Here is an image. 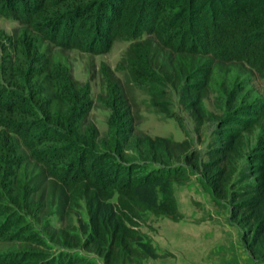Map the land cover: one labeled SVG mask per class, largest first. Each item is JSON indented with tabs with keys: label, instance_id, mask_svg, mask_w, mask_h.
Instances as JSON below:
<instances>
[{
	"label": "trees",
	"instance_id": "16d2710c",
	"mask_svg": "<svg viewBox=\"0 0 264 264\" xmlns=\"http://www.w3.org/2000/svg\"><path fill=\"white\" fill-rule=\"evenodd\" d=\"M0 15L17 23L0 27V264L158 257L138 219H181L174 183L191 176L264 258V0H0ZM116 39L128 44L115 69L150 110L185 128L175 99L195 130L214 124L204 151L137 130L103 61L100 133L69 51L99 53Z\"/></svg>",
	"mask_w": 264,
	"mask_h": 264
},
{
	"label": "rangeland",
	"instance_id": "374dc122",
	"mask_svg": "<svg viewBox=\"0 0 264 264\" xmlns=\"http://www.w3.org/2000/svg\"><path fill=\"white\" fill-rule=\"evenodd\" d=\"M16 24L15 21L0 15V27L10 31ZM127 44V40L116 39L108 50L99 53L69 51L74 76L81 81L89 80L91 84L94 104L89 112V118L97 125L100 133L105 132L109 110L97 99V94L102 90L99 67L103 61L113 68L122 80L125 93L132 105L137 130L171 136L178 140L187 137L194 148L204 151L214 125L212 122H206L199 130H195L191 117L174 99L173 107L182 118L185 127L182 128L173 117L165 118L150 110L144 101L145 93L126 83L121 70L115 69ZM211 99L206 98L205 103L213 109ZM174 193L178 207L183 213L181 219L174 221L149 212L142 213L138 219V229L152 240L160 253L158 257L145 258L138 264H264V258L255 260L250 256L240 240L239 227L229 223L227 210L212 203L210 195L201 188L194 176L186 183H174ZM80 213L83 218L86 216L84 208ZM52 219L51 217V221ZM40 227L37 225L35 230L43 234ZM44 237L47 244L41 246V249L52 251L55 244L45 235ZM77 251L97 258L85 250L78 248Z\"/></svg>",
	"mask_w": 264,
	"mask_h": 264
}]
</instances>
